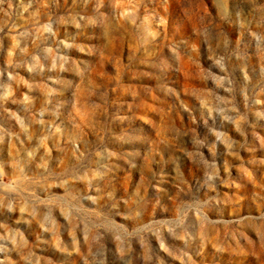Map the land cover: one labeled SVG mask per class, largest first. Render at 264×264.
Listing matches in <instances>:
<instances>
[{
	"label": "rangeland",
	"instance_id": "rangeland-1",
	"mask_svg": "<svg viewBox=\"0 0 264 264\" xmlns=\"http://www.w3.org/2000/svg\"><path fill=\"white\" fill-rule=\"evenodd\" d=\"M0 264H264V0H0Z\"/></svg>",
	"mask_w": 264,
	"mask_h": 264
}]
</instances>
